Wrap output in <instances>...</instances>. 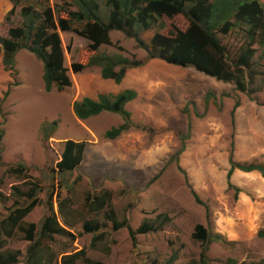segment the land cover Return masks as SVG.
<instances>
[{"label":"rangeland","instance_id":"rangeland-1","mask_svg":"<svg viewBox=\"0 0 264 264\" xmlns=\"http://www.w3.org/2000/svg\"><path fill=\"white\" fill-rule=\"evenodd\" d=\"M18 2L16 11L9 12L3 22L1 36L7 37L10 28L23 25L24 7L51 6L62 11L67 4L66 0ZM163 22L164 29L141 35L147 46L157 31L176 35L189 26L183 16L164 18ZM60 36L64 66L72 81L63 92L45 90L44 65L34 54L20 51L12 72L5 71L0 59V131H5L0 223L16 209V203L31 202L27 197L17 199L13 188L28 193L37 184L38 203L25 217L24 228L40 226L51 215L72 234L44 241V263L64 264L66 256H71L72 264H88L86 258L102 264H170L172 259L171 264H264V238L258 235L264 230V177H237L236 173L229 177L223 149L227 143L232 149L236 138L230 103L240 99L241 93L234 84L220 82L193 67L148 59L147 51L120 31L112 32V44L102 45L96 53L88 49L90 43L84 37L61 31ZM226 44L239 43L233 37L227 38ZM104 53L121 54L143 65L130 68L121 84L103 79L99 67L73 72L72 64H86L93 55ZM260 54L259 50L256 59ZM263 71L259 69V73ZM258 88L261 90L251 96L262 102L263 75H257L251 89ZM128 89L139 97L126 106L133 112V124L118 144L109 142L104 133L124 124L120 114L103 112L86 121L74 114L73 103L86 95ZM44 126L52 136H44L46 141L41 137L46 133ZM69 140L88 142L87 147H92L83 169L61 174L57 165ZM181 145L187 153L191 151L189 158L181 162L175 155L171 159L169 153L178 152ZM107 151H118V155L107 157ZM141 153L146 155L144 162ZM160 153L167 155L163 159ZM20 165L26 171H20ZM92 168L98 172L90 179L86 173ZM193 191L202 204L197 203ZM104 196L103 207L92 204ZM145 223L148 229L138 232ZM86 226L97 229L86 231ZM199 226L210 243L206 260L202 243L194 238ZM129 228L136 232L134 238ZM27 236L16 229L11 237H3L2 251H18V264H29L31 243ZM96 236L99 240L94 243Z\"/></svg>","mask_w":264,"mask_h":264},{"label":"trees","instance_id":"trees-1","mask_svg":"<svg viewBox=\"0 0 264 264\" xmlns=\"http://www.w3.org/2000/svg\"><path fill=\"white\" fill-rule=\"evenodd\" d=\"M15 12L19 2L11 0ZM66 7L60 11L58 7L46 6L41 9L33 6L24 7L21 15L23 25L12 27L8 36L0 35V51H3V66L6 71L12 72L16 66V56L21 50L34 54L44 65V84L47 92L54 89L59 92L71 87L72 81L68 76V69L64 66L65 55L60 36L61 32L75 33L84 37L90 44L88 49L96 53L102 45H111V31L123 32L127 37L136 41L138 46L147 51L148 59L160 58L165 62L182 66L193 67L207 76L220 82L232 83L235 89L249 96L259 92L261 88L251 89L256 82L257 75H263L264 60V1L262 0H66ZM64 16H62V14ZM8 16V15H7ZM183 16L189 26L185 32L178 31L176 35H164L155 32L147 46L141 39L143 33L154 29H164V18L172 20ZM8 19V17H6ZM3 24L0 22V30ZM236 38L237 46L226 44V39ZM261 54L256 59L257 52ZM143 62L133 61L121 54L93 55L88 63H74V73H82L88 68L99 67L101 76L105 80H113L121 84L130 68L142 66ZM5 93V97L9 95ZM137 93L134 90H124L120 93H103L96 99L84 97L73 103V111L80 121H85L103 112L120 114L124 124L113 127L105 133V138L115 140L131 128V113L126 105L135 100ZM57 127L56 122L52 129ZM44 126L42 139L51 134ZM5 131H0V161L2 142ZM45 140V139H44ZM46 141V140H45ZM86 142L66 141L61 161L58 162L57 172L71 173L83 161ZM185 150L183 146L177 156ZM231 169L229 177L235 170L243 172L259 171L264 177V164H241L230 159ZM20 171L26 169L20 165ZM26 171V170H25ZM56 171V170H55ZM13 194L18 198H26L31 202L25 205L16 203V209L7 219L0 223V264H18V251H2L3 237H11L16 229L28 234L26 240L31 243L28 249L29 264L44 263V241L55 240V236H72L62 227L57 218L49 215L40 226L29 224L25 229V217L32 211L38 199L35 200L40 188L37 184L28 193L19 188H13ZM196 201L202 204L195 191ZM103 198H95L92 202L97 207H103ZM169 221V217H166ZM114 223H117L114 220ZM120 227H124L123 225ZM143 224L138 232L144 233L148 229ZM92 229V230H91ZM96 227L86 226V231H96ZM99 229V228H98ZM134 238L135 231L129 228ZM264 238V230L258 233ZM102 236V234H101ZM194 238L203 245L202 258L206 260L209 251V239L202 226H199ZM99 240L94 238V243ZM64 264H72L71 256H66ZM66 259H68L66 261ZM174 260L170 261V264ZM88 264H102L92 262L86 258ZM51 264V263H50ZM263 264V263H261Z\"/></svg>","mask_w":264,"mask_h":264},{"label":"crops","instance_id":"crops-1","mask_svg":"<svg viewBox=\"0 0 264 264\" xmlns=\"http://www.w3.org/2000/svg\"><path fill=\"white\" fill-rule=\"evenodd\" d=\"M262 1H264V0H262ZM13 8H14V4L11 0H0V22H2V24L5 21L9 12H11V10H13ZM2 28H3V26H2ZM112 32H114V31H111L110 34ZM3 37H5V36L3 35ZM1 58L3 60V51H0V59ZM16 66H17V56H16ZM16 66H15V68H16ZM234 89H235V86H234ZM111 90H113V89H111ZM236 92H239V91H236ZM117 93H119V92H117ZM117 93H115V94H117ZM239 93H241L240 94L241 98L236 100V101L232 102L230 100V97L228 98L229 102L231 101V103H230L231 111L233 113V117H234V120H235L236 125H237L236 130H235V137L236 138L233 141L232 149L228 143L223 148L224 152L227 153L226 155L228 156L227 165H228L229 169H231V164H230L231 157L233 158L234 162L241 163V164H259V163L264 164V101L260 102L256 97L249 96V95H247V93H242V92H239ZM84 97H90V98L96 99L98 97V95H95V96H93V95L87 96L86 95ZM138 97H139V95L137 93L136 99ZM129 112L131 113V122H132V117H133L132 113L133 112H131V111H129ZM224 112H225V109H224ZM87 128L90 130V133L93 136L92 130H91L93 128L89 127V124L87 125ZM131 128H132V125H131ZM128 131H126V132H128ZM126 132H124V133H126ZM105 133H104V137H105ZM120 137H118L115 140H110V139H107V140H109V142H112V143L113 142L117 143L119 141ZM86 143L88 144V142H86ZM89 144H91V143H89ZM183 146L181 145V148ZM91 147L92 146H90V145L88 147L86 145V150H85V155H84L83 161L76 170H79L81 168L83 169V167L87 161V156H88L87 151L89 152V149ZM181 148L178 150V152L181 150ZM142 152H144V151H142ZM178 152H176V153L170 152L169 154H170L171 159L176 155L175 158L180 157L181 162H183V160H186L189 158L190 153H191V151L189 153H187V150L185 149L183 152H181V154L179 156H177ZM160 154H161L160 155L161 158H163V159L167 155L166 153H160ZM110 155L116 156V155H118V151H116V152L107 151V157H110ZM185 156H186V158H185ZM140 158H141V161L144 162L146 160V155L144 153H141ZM159 163L160 162H157V164H159ZM156 165H154L152 167L155 168V167H157ZM90 171H91V173H89V174L86 173L87 171H84V172L86 173V176L91 179V178H94L95 175H97L98 170H95L92 168V170H90ZM233 173H236L237 177L263 178L262 174L259 171L243 172L240 170H235Z\"/></svg>","mask_w":264,"mask_h":264}]
</instances>
